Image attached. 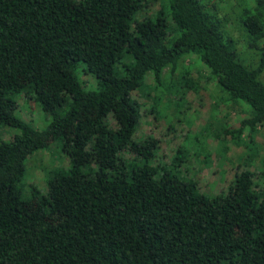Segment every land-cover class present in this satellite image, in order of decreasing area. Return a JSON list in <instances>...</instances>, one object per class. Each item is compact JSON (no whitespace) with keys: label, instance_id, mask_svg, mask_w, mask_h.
Here are the masks:
<instances>
[{"label":"trees","instance_id":"16d2710c","mask_svg":"<svg viewBox=\"0 0 264 264\" xmlns=\"http://www.w3.org/2000/svg\"><path fill=\"white\" fill-rule=\"evenodd\" d=\"M151 1L0 0V131L15 130L0 136V264H264V156L252 137L264 126V0L149 11ZM189 59L207 72L194 77ZM201 77L248 116L190 133L171 166L191 157L190 142L203 153L207 130L242 145L246 164L257 158L261 188L243 169L208 195L157 161L155 137H136L134 91L160 115ZM38 107L42 129L24 118ZM53 145L68 165L26 190V161Z\"/></svg>","mask_w":264,"mask_h":264},{"label":"rangeland","instance_id":"374dc122","mask_svg":"<svg viewBox=\"0 0 264 264\" xmlns=\"http://www.w3.org/2000/svg\"><path fill=\"white\" fill-rule=\"evenodd\" d=\"M161 3L162 0L151 1L145 8L149 11L158 10ZM231 26L235 28L234 33L238 36L237 23L233 22ZM196 61H190L189 59L188 62H185V65L192 63L193 69L190 71L191 74H194V77L199 73L204 74L207 72L206 67L198 65ZM184 69L183 66L179 67L172 78L175 79L178 74H183ZM149 80L150 78H148V82ZM194 86L195 88L186 93L185 101L178 108L171 104L168 111H166L167 114L162 112L160 115L148 112L152 104L150 97L138 91L132 93L133 98L141 105L136 137L145 135L155 137L158 140L157 161L159 160L167 166H171L178 147L183 146V142L190 133L202 132L205 126L210 131L227 129V127L231 129L237 128L239 121L248 116L247 112L244 111V107L248 109L246 105H241L243 107L233 105L227 102L226 96L212 94L214 85L212 82L207 83L205 78H199ZM165 101L166 96H163L162 102L164 103ZM30 107L32 110L35 109V105ZM24 118L28 121L30 120L39 129H42L46 122L49 121L48 117L44 118V114L40 109L39 114L37 111L33 113L31 110H26ZM14 132V129H12V133L3 130V132L0 131V136L7 137L10 134L13 135ZM203 134L205 136L203 141L205 151L196 153L194 149L200 145L190 142L189 145L192 148L191 157L181 165H173L171 168L181 171L185 176L195 178L198 181L200 190L208 195L226 191L235 173L243 169H249L254 172V179L258 183L256 188L259 189L263 186L262 181L258 177L260 163L257 158H254L250 165L246 164L241 157L246 151L242 145L231 143L230 140H227V137L225 142H221L214 134L209 135L207 130H204ZM247 134L248 132L245 130L243 135ZM252 137L257 144L255 148L256 154L260 157L264 156V126H256ZM225 145L228 146L227 150L222 149ZM67 165L68 159L56 145L51 146L48 150H39L26 161L25 189L27 190L28 185L32 184L40 190H45V170L54 167H66Z\"/></svg>","mask_w":264,"mask_h":264}]
</instances>
